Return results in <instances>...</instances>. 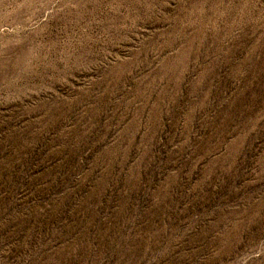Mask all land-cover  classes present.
<instances>
[{
	"label": "rangeland",
	"instance_id": "1",
	"mask_svg": "<svg viewBox=\"0 0 264 264\" xmlns=\"http://www.w3.org/2000/svg\"><path fill=\"white\" fill-rule=\"evenodd\" d=\"M0 264H264V0H0Z\"/></svg>",
	"mask_w": 264,
	"mask_h": 264
}]
</instances>
